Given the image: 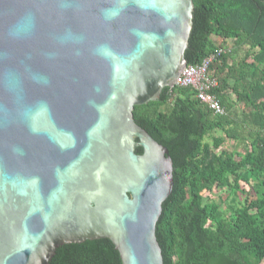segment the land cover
Masks as SVG:
<instances>
[{
  "label": "water",
  "instance_id": "95a60500",
  "mask_svg": "<svg viewBox=\"0 0 264 264\" xmlns=\"http://www.w3.org/2000/svg\"><path fill=\"white\" fill-rule=\"evenodd\" d=\"M192 25L193 0H0V264L100 239L163 264L172 160L133 111L175 86Z\"/></svg>",
  "mask_w": 264,
  "mask_h": 264
},
{
  "label": "trees",
  "instance_id": "16d2710c",
  "mask_svg": "<svg viewBox=\"0 0 264 264\" xmlns=\"http://www.w3.org/2000/svg\"><path fill=\"white\" fill-rule=\"evenodd\" d=\"M219 49L208 76L217 82L210 93L224 115L180 86L133 111L136 125L172 160V191L155 228L163 264H264V0H193L186 65ZM225 140L241 152L223 149ZM214 191L227 196L217 203L209 199ZM238 196L241 203L230 208L227 202ZM49 264L121 259L100 239L63 245Z\"/></svg>",
  "mask_w": 264,
  "mask_h": 264
},
{
  "label": "built area",
  "instance_id": "2783aa9c",
  "mask_svg": "<svg viewBox=\"0 0 264 264\" xmlns=\"http://www.w3.org/2000/svg\"><path fill=\"white\" fill-rule=\"evenodd\" d=\"M221 51L219 49L215 55L207 57L199 65H186L175 80V86L191 88L195 98L217 116L224 115L225 111L216 96L210 93V90L217 86V82L208 76V68L214 57Z\"/></svg>",
  "mask_w": 264,
  "mask_h": 264
},
{
  "label": "rangeland",
  "instance_id": "374dc122",
  "mask_svg": "<svg viewBox=\"0 0 264 264\" xmlns=\"http://www.w3.org/2000/svg\"><path fill=\"white\" fill-rule=\"evenodd\" d=\"M230 100L232 101L233 98L231 97ZM222 148L226 149L228 151L241 152V150L239 148H237V145H236L235 141L225 140L224 144L222 145ZM226 196H227V191H222V192L214 191L210 195L209 199L219 203V198L221 197V199H224ZM205 198L208 199V197H205ZM241 201H242V197L238 196L237 199L227 202V205L230 208H235L237 206V204L241 203Z\"/></svg>",
  "mask_w": 264,
  "mask_h": 264
}]
</instances>
